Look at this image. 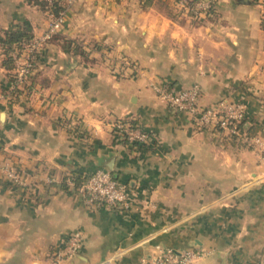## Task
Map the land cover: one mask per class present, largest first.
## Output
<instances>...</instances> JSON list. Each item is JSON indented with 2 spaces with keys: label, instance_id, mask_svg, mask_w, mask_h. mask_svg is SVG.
Segmentation results:
<instances>
[{
  "label": "crops",
  "instance_id": "obj_1",
  "mask_svg": "<svg viewBox=\"0 0 264 264\" xmlns=\"http://www.w3.org/2000/svg\"><path fill=\"white\" fill-rule=\"evenodd\" d=\"M209 1L194 18L155 2L61 0L55 32L84 43V56L44 41L36 80L18 98L0 45V261L19 248V264H137L158 245L202 249L194 264H264L258 147L195 128L150 84L197 83L200 105L242 100V130L264 141V0ZM50 19L33 0H0V29L25 24L40 37ZM119 118L140 125L148 143L117 135ZM6 162L32 190L5 181ZM99 167L129 186V209L90 207L66 182ZM73 229L82 234L77 260L57 262Z\"/></svg>",
  "mask_w": 264,
  "mask_h": 264
},
{
  "label": "built area",
  "instance_id": "obj_2",
  "mask_svg": "<svg viewBox=\"0 0 264 264\" xmlns=\"http://www.w3.org/2000/svg\"><path fill=\"white\" fill-rule=\"evenodd\" d=\"M46 1L52 4L55 0ZM173 1L177 9L194 18L203 13H208L211 8V1L209 0ZM64 13V9L60 10L58 14L51 12V19L42 36L24 39L21 42L20 51L19 47L12 50L11 54L14 58L12 72L15 74V78L13 82H10V88L14 85L19 87L27 81V76L33 71L35 65L33 52L38 49L41 42L59 28L63 22ZM150 84L155 94L170 110L187 114L195 128L217 129L227 131L232 135H241L246 143L258 147L264 157V141L259 136L247 134L242 130L241 125L246 116V105L242 100L221 98L212 105H200L198 103L200 88L197 83L184 88H177L173 85H158L154 82ZM112 128L122 139L134 144L148 143L150 138V135L140 125L121 118L112 122ZM1 170L5 181L11 185L27 190H32L35 185L33 182L27 181L19 169L8 162L3 163ZM66 182L73 185L70 178ZM77 189L88 206L123 209L131 207L129 186L119 181L106 168L99 167L87 174ZM81 235L79 229H73L70 232L63 248L54 253L57 262L63 258L75 257L81 245ZM202 254L203 250L198 247L176 250L172 247L157 245L153 251L141 255L137 264H194Z\"/></svg>",
  "mask_w": 264,
  "mask_h": 264
},
{
  "label": "trees",
  "instance_id": "obj_3",
  "mask_svg": "<svg viewBox=\"0 0 264 264\" xmlns=\"http://www.w3.org/2000/svg\"><path fill=\"white\" fill-rule=\"evenodd\" d=\"M150 1L151 0H147L146 4L148 5ZM33 2L38 4L43 9H48L53 14H58L60 10L64 9V5L61 4L60 0H55L52 4H49L46 0H33ZM32 36L33 34L25 24H23L22 26H17L12 29L11 28L0 29V45L4 53L3 65L9 68L8 78L10 82H13L15 78L14 77L15 74L12 72L14 68V58L11 52L15 47H19V51H20L21 42L24 39H27ZM57 39L61 41L63 47L84 56V49L81 43L77 39L65 38L54 32L45 41H52V40L54 41ZM38 53L39 52L37 51L33 52L35 58L37 57ZM34 80H36V77L34 76V73L32 71L27 76V81H29V84L27 83V81H25L22 84L23 86L19 85L18 87L17 85H14V87L10 88L11 93L13 94V96L18 98L17 96H19L22 89L29 90ZM68 178H70L73 181L72 188L77 189L78 186L81 184V182L84 180L85 176L79 173H71V175H69ZM64 186L65 188H67L66 183H64Z\"/></svg>",
  "mask_w": 264,
  "mask_h": 264
},
{
  "label": "rangeland",
  "instance_id": "obj_4",
  "mask_svg": "<svg viewBox=\"0 0 264 264\" xmlns=\"http://www.w3.org/2000/svg\"><path fill=\"white\" fill-rule=\"evenodd\" d=\"M126 2H132V3H135L136 4V6H141V7H147L149 4H151L152 2H155V3H157V4H161V6H164L163 8H164V11L165 12H167V13H169V14H175L176 13V11H174V1L173 0H151L150 1V3L147 5L146 4V1L147 0H125ZM60 2H61V0H60ZM175 12V13H174ZM45 41V40H44ZM44 41L43 42H41V44H40V46L38 47V49L36 50L37 52H39V50H40V48H41V46H42V44L44 43ZM79 41V40H78ZM82 45L84 44V43H82L81 41H79ZM87 45V44H86ZM91 45H92V42H91ZM94 45L97 47V46H99L98 44H96V43H94ZM94 45H92L91 47H93L94 48ZM124 56H115V57H113L114 59H113V61L112 62H117V61H119V64H120V59H124L123 58ZM36 59V58H35ZM129 62H131V59L130 60H128ZM112 64V63H111ZM121 65V64H120ZM120 65H119V67H120ZM117 68V69H116ZM112 72L113 73H115L116 75H117V73H121L120 72V70L118 69V66L116 67H114V68H112ZM23 86V85H22ZM259 160H260V163H262L263 164V168H264V157H263V155L261 154V153H259V158H258ZM91 207V206H90ZM116 209H119V210H125V209H123V208H116ZM51 252H52V248L51 249H49L48 250V254H49V256H51ZM73 259H76L77 260V258H73ZM0 264H19V248L16 250V252H15V254L14 255H12L7 261L5 260V262L4 261H0ZM81 264H83V263H81Z\"/></svg>",
  "mask_w": 264,
  "mask_h": 264
},
{
  "label": "water",
  "instance_id": "obj_5",
  "mask_svg": "<svg viewBox=\"0 0 264 264\" xmlns=\"http://www.w3.org/2000/svg\"><path fill=\"white\" fill-rule=\"evenodd\" d=\"M77 255V254H76Z\"/></svg>",
  "mask_w": 264,
  "mask_h": 264
}]
</instances>
